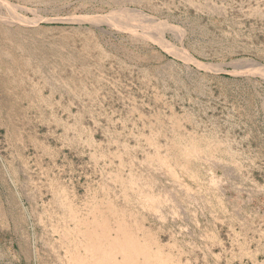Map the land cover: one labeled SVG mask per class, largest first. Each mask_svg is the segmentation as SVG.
Wrapping results in <instances>:
<instances>
[{
    "label": "rangeland",
    "instance_id": "1",
    "mask_svg": "<svg viewBox=\"0 0 264 264\" xmlns=\"http://www.w3.org/2000/svg\"><path fill=\"white\" fill-rule=\"evenodd\" d=\"M0 264H264V0H0Z\"/></svg>",
    "mask_w": 264,
    "mask_h": 264
},
{
    "label": "bare ground",
    "instance_id": "2",
    "mask_svg": "<svg viewBox=\"0 0 264 264\" xmlns=\"http://www.w3.org/2000/svg\"><path fill=\"white\" fill-rule=\"evenodd\" d=\"M147 205H148V203H147Z\"/></svg>",
    "mask_w": 264,
    "mask_h": 264
}]
</instances>
